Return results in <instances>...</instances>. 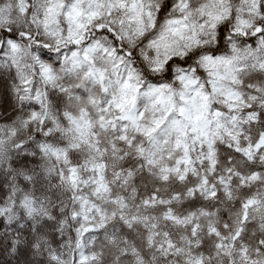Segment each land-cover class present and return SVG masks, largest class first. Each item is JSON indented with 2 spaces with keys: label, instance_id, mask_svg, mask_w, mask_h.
<instances>
[{
  "label": "trees",
  "instance_id": "trees-1",
  "mask_svg": "<svg viewBox=\"0 0 264 264\" xmlns=\"http://www.w3.org/2000/svg\"><path fill=\"white\" fill-rule=\"evenodd\" d=\"M73 1L0 0V264H264V70H234L240 100L227 101L205 64L264 56V0H215L214 25L163 64L151 43L208 0H138L152 26L136 36L128 5L77 38L47 32ZM94 40L175 99L202 84L222 112L214 163L201 141L190 168L152 171V138L126 126L117 87L71 58Z\"/></svg>",
  "mask_w": 264,
  "mask_h": 264
},
{
  "label": "rangeland",
  "instance_id": "rangeland-1",
  "mask_svg": "<svg viewBox=\"0 0 264 264\" xmlns=\"http://www.w3.org/2000/svg\"><path fill=\"white\" fill-rule=\"evenodd\" d=\"M127 5L130 15L126 33L136 36L148 30L152 18L146 3L138 0H74L67 8L61 4L56 7L51 15L52 23L46 24L47 32L66 36V40L77 38L101 12ZM217 17L215 0H208L197 16L170 21L151 43L148 57L156 64H163L171 55L183 50V45L204 33L206 26L214 25ZM71 58L75 63L87 65L91 74L99 76L109 86L117 87L112 101L125 113L126 126L152 138L149 163L153 172L169 173L190 168L193 152L201 141L207 144L214 163V144L220 135L222 112L211 106L202 84L190 81L178 99L165 85H143L130 62L102 40H94L82 53ZM205 64L211 70L219 98L238 101L240 94L234 87L233 71L242 64L264 70V56L245 53L225 59L207 58ZM97 208V205L91 206L87 216L100 224L103 216Z\"/></svg>",
  "mask_w": 264,
  "mask_h": 264
}]
</instances>
